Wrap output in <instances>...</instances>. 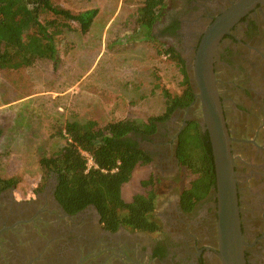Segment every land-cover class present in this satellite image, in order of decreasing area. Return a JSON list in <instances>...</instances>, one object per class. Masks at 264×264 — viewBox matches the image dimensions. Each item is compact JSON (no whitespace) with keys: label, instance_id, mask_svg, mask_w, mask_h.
<instances>
[{"label":"flooded vegetation","instance_id":"1","mask_svg":"<svg viewBox=\"0 0 264 264\" xmlns=\"http://www.w3.org/2000/svg\"><path fill=\"white\" fill-rule=\"evenodd\" d=\"M238 1L174 0L149 29V35L183 59L194 93L191 104L158 123L152 135L128 136L151 158L158 185L165 179L173 188L170 195L157 192L152 220L160 231L150 234L119 225L110 232L93 205L67 213L54 195L57 176L50 173L32 197L15 198L16 186L0 192V264H220L215 183L189 210L183 208L188 179L177 148L180 134L192 123L208 138L195 97L194 55L205 30ZM212 70L231 138L240 226L247 243L244 257L246 264H264V1L220 37ZM160 199L164 205L157 212Z\"/></svg>","mask_w":264,"mask_h":264},{"label":"rangeland","instance_id":"2","mask_svg":"<svg viewBox=\"0 0 264 264\" xmlns=\"http://www.w3.org/2000/svg\"><path fill=\"white\" fill-rule=\"evenodd\" d=\"M50 2L72 14L91 9L100 14L84 35L69 22L71 29L62 30L57 43L55 64L38 60L18 69H0V175L18 180V199L32 197L42 183L39 160L64 146L57 133L66 122L91 120L103 126L123 119L145 121L164 112L163 89L181 91L176 63L159 54L161 42L137 24L144 0ZM173 4L164 0L156 10L158 18ZM53 19L50 13L40 16L41 23ZM151 173L156 175L152 165L136 167L121 188L122 199L143 193L140 183ZM162 180L158 192L170 195L173 188ZM159 203L157 212L163 199Z\"/></svg>","mask_w":264,"mask_h":264},{"label":"trees","instance_id":"3","mask_svg":"<svg viewBox=\"0 0 264 264\" xmlns=\"http://www.w3.org/2000/svg\"><path fill=\"white\" fill-rule=\"evenodd\" d=\"M164 0H144L138 10L137 24L149 29L157 20V8ZM50 13L53 20L41 23L40 16ZM96 9L77 14L53 6L50 0H0V69H18L38 60L57 62V43L62 30L76 24L80 34H86ZM176 63L182 81L179 94L163 89L164 112L147 120L123 119L98 126L94 121L66 122L57 135L64 146L39 160L43 175L57 176L55 198L69 214L93 205L101 216L106 230L115 231L119 225L131 231L156 233L160 227L152 220L158 192V177L151 173L141 181L144 192L130 201L121 197V188L136 167L151 164V158L137 147L130 134L148 137L158 123L165 122L177 108L188 107L193 101V90L185 71L184 61L171 47L158 50ZM157 86V85H156ZM87 153L96 168H87ZM177 158L188 183L181 195V204L189 210L195 200L202 198L215 183L211 147L207 137L199 133L197 123L182 132L178 138ZM18 180L0 175V192L16 186Z\"/></svg>","mask_w":264,"mask_h":264},{"label":"water","instance_id":"4","mask_svg":"<svg viewBox=\"0 0 264 264\" xmlns=\"http://www.w3.org/2000/svg\"><path fill=\"white\" fill-rule=\"evenodd\" d=\"M264 0H240L205 30L193 60L195 97L201 111L200 124L208 134L217 197V252L220 264H246V241L241 232L236 172L219 94L212 70L213 53L222 35L247 11Z\"/></svg>","mask_w":264,"mask_h":264},{"label":"built area","instance_id":"5","mask_svg":"<svg viewBox=\"0 0 264 264\" xmlns=\"http://www.w3.org/2000/svg\"><path fill=\"white\" fill-rule=\"evenodd\" d=\"M82 154L87 159V168L88 169L91 167L96 168L95 164L92 161V158L87 153H82Z\"/></svg>","mask_w":264,"mask_h":264},{"label":"crops","instance_id":"6","mask_svg":"<svg viewBox=\"0 0 264 264\" xmlns=\"http://www.w3.org/2000/svg\"><path fill=\"white\" fill-rule=\"evenodd\" d=\"M100 14V10L99 11H97V14H96V16L94 17V19H93V21H92V24H91V26H90V29H91V27L95 24V22H96V18H97V16ZM143 27V26H142Z\"/></svg>","mask_w":264,"mask_h":264}]
</instances>
